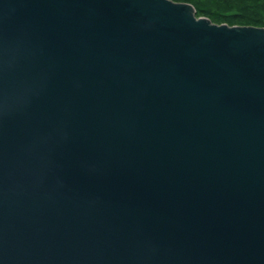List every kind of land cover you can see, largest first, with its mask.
I'll return each instance as SVG.
<instances>
[{
	"label": "water",
	"instance_id": "water-1",
	"mask_svg": "<svg viewBox=\"0 0 264 264\" xmlns=\"http://www.w3.org/2000/svg\"><path fill=\"white\" fill-rule=\"evenodd\" d=\"M0 264H264V26L0 0Z\"/></svg>",
	"mask_w": 264,
	"mask_h": 264
},
{
	"label": "trees",
	"instance_id": "trees-1",
	"mask_svg": "<svg viewBox=\"0 0 264 264\" xmlns=\"http://www.w3.org/2000/svg\"><path fill=\"white\" fill-rule=\"evenodd\" d=\"M191 3L214 23L264 26V0H174Z\"/></svg>",
	"mask_w": 264,
	"mask_h": 264
}]
</instances>
